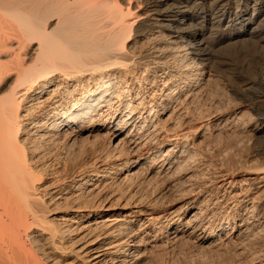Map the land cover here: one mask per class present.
Returning <instances> with one entry per match:
<instances>
[{
    "label": "bare ground",
    "instance_id": "obj_1",
    "mask_svg": "<svg viewBox=\"0 0 264 264\" xmlns=\"http://www.w3.org/2000/svg\"><path fill=\"white\" fill-rule=\"evenodd\" d=\"M246 42L264 0H0V264H264V80L222 53Z\"/></svg>",
    "mask_w": 264,
    "mask_h": 264
},
{
    "label": "rangeland",
    "instance_id": "obj_2",
    "mask_svg": "<svg viewBox=\"0 0 264 264\" xmlns=\"http://www.w3.org/2000/svg\"><path fill=\"white\" fill-rule=\"evenodd\" d=\"M256 47L257 46L255 45V43L253 44L252 42H248V43L246 42V43H242V44L232 45V46H229L226 49H223V52L222 53H224V55H223L224 56V59L226 61H228V63H229L228 67L231 68V69L229 68V70H231L233 72L232 74L229 73V77L234 76V77H231L233 79V81L237 80V77L236 76H239V75L241 76V78L243 80H246V79L247 80H251V79L252 80L253 79L256 80V79H258L259 81L264 80V49H262L263 50L262 51L260 47H257V48ZM222 79L225 80L226 77H225V79H224V77H222ZM237 82H238V80H237ZM223 138H225V137H223ZM94 139L96 140L97 138H94V137L81 138V140H78L75 144H73L71 146H65V144L63 143V141H61L60 143H58V145H59L58 148H59V151H61L62 158L60 159V162L59 161H57L58 163L56 161L54 162L55 163L54 167L55 168L58 167V169H60L55 174L56 175H65V173L71 174L72 172H76V171L80 170L78 168V166H77V168L75 166L73 167L72 166V163L70 162L71 159H75L76 157L79 158L80 160L82 159L83 160V163L85 161V163L87 164L85 166L92 165L90 162L93 163L94 156H93V154L90 153V150L88 148V145ZM220 139L222 140V138H220ZM62 150H64V151L62 152ZM66 153H71L70 156H69L70 159L65 158V154ZM65 163H67V164H65ZM70 163H71V165H70ZM59 166H60V168H59ZM83 167L84 166H82L81 168H83ZM75 168H76V170H75ZM53 171L51 170V172H53ZM51 172H50V174L48 173V175H46V174L43 175V179L45 180V182L48 181V180H50V179H52L51 177H53L55 175L53 173L51 174ZM169 200L166 202V205H165L166 207L172 206L174 208H177L182 203V201L181 200H177V198H174V200H173V198L172 199L170 198ZM169 250H171V249H169ZM169 250L163 251V253L161 251V253H159L160 256H161V254L165 255V253H166V255L164 257L161 256V259L163 258L162 260H164L162 263H164L166 261L164 264H168L167 263V260H168L169 264H177V263H180V262L182 264L184 261H187L188 258H190L191 255H193L194 260H196V256L198 257V253H195V250H194V254H191L188 250L184 249V247H182V248L181 247H178L177 249H172L171 250L172 252L169 251ZM178 250H179V252H178ZM184 250L186 252L185 254L187 255V256L185 255V257L186 258L188 257L187 259L184 257ZM167 251L169 252L168 254H167ZM187 251H188L189 254L187 253ZM179 254H181V255L178 256ZM195 254H197V255L194 256ZM184 259H186V260H184ZM190 259H192V258H190ZM195 264H198V263H195Z\"/></svg>",
    "mask_w": 264,
    "mask_h": 264
}]
</instances>
